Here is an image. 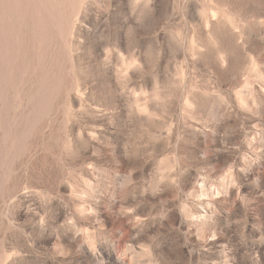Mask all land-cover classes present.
Here are the masks:
<instances>
[{
    "label": "rangeland",
    "instance_id": "1",
    "mask_svg": "<svg viewBox=\"0 0 264 264\" xmlns=\"http://www.w3.org/2000/svg\"><path fill=\"white\" fill-rule=\"evenodd\" d=\"M0 264H264V0H0Z\"/></svg>",
    "mask_w": 264,
    "mask_h": 264
}]
</instances>
